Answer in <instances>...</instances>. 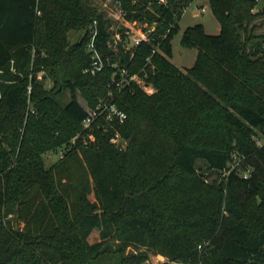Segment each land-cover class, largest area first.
<instances>
[{
  "label": "trees",
  "instance_id": "1",
  "mask_svg": "<svg viewBox=\"0 0 264 264\" xmlns=\"http://www.w3.org/2000/svg\"><path fill=\"white\" fill-rule=\"evenodd\" d=\"M118 1L127 20L156 28L150 42L115 54L88 0H0V264H147L150 252L167 259L159 264H264V35L254 25L264 10L209 0L221 33L186 29L181 43L198 55L183 72L171 41L194 0ZM95 21L96 45L117 67L92 75ZM124 68L146 73L155 92L116 87ZM110 91L127 115L123 150L111 133L82 127L78 92L93 109ZM205 169L226 178L209 184Z\"/></svg>",
  "mask_w": 264,
  "mask_h": 264
},
{
  "label": "rangeland",
  "instance_id": "2",
  "mask_svg": "<svg viewBox=\"0 0 264 264\" xmlns=\"http://www.w3.org/2000/svg\"><path fill=\"white\" fill-rule=\"evenodd\" d=\"M88 4L92 8H94L98 14L102 15L104 21L107 22L108 30L110 33L109 44L115 54H118L120 52V47L125 50H131L133 48V43L131 41L133 37L140 36L141 34H144L149 30H151V33L149 34H152L155 31L156 26L154 24L152 26H149L148 24L140 23L137 20H127L126 12L121 9L118 0H88ZM159 4H170V2L168 0H159ZM184 6L185 7L182 8L181 12H179L180 14L178 18V26L171 41L172 57L170 59L171 62L183 72L194 66L198 55V49L196 47H186L181 43L186 29L195 25H203L205 32L208 35H219L221 33V25L212 11L209 0H194L189 5L186 6V4H184ZM203 9L205 10L202 11ZM255 10H264V1L258 2V6ZM254 25L256 26L255 33L257 35H264V14L259 16L255 20ZM92 28L93 26L90 27V29ZM83 34V30L70 31L68 33L69 44L73 45L76 42H79L83 37ZM117 34H120L125 41L130 40V42L127 43L124 41L126 44H124V42L116 44L115 36ZM38 78L40 81H43V73L38 74ZM2 81L3 80L0 78V84L2 83ZM44 82L46 84V87H48L49 89L53 85V82L49 78ZM148 88V90H150V94H153L155 92L152 87ZM77 97L80 104L86 109V111L92 109L88 106L87 102L79 92L77 94ZM57 98L62 102V104H67L70 101L69 90L62 91V93ZM58 159V155L54 153H48V155L45 157L46 165H52L54 162L58 161ZM245 172H247V170ZM204 174L205 176L203 175V173H201L205 181L209 184H213L216 182H220V177L222 179L226 178L227 171H224L219 175L205 169ZM98 241L99 233L97 231H94L89 238V243L94 244ZM131 250L134 254L136 253L134 249L128 248L127 254H130ZM165 261H167V259L163 255L150 252V259L148 260V262L159 264ZM106 263L117 264L116 257L114 256L107 259Z\"/></svg>",
  "mask_w": 264,
  "mask_h": 264
},
{
  "label": "built area",
  "instance_id": "3",
  "mask_svg": "<svg viewBox=\"0 0 264 264\" xmlns=\"http://www.w3.org/2000/svg\"><path fill=\"white\" fill-rule=\"evenodd\" d=\"M264 0H256V2H261ZM203 9L202 11H204ZM94 27L89 31L91 38L90 41L87 44L86 51L91 56V63L89 67L86 68L85 73H90L92 75H95L103 70L106 69L107 66H115L117 67L116 63H113L110 58H104L98 49L96 45V39L98 36V30L96 28L97 21L94 22ZM151 30L147 31L144 34H141L140 36L133 37L132 43L133 48L139 46L142 42H150V34ZM130 39V38H129ZM125 40L123 37H121L120 34H117L115 36V43L120 44L121 42H124ZM125 42L129 43L130 40H126ZM124 42V44H126ZM110 41H108V45L110 46ZM147 74L143 73L141 75L133 74L131 75L127 69H121L120 70V78H114V83L116 87L122 88L125 85H129L131 83H135L140 88L145 90L147 93H149L150 90H148V87H151L147 85L146 83ZM29 93H31V87H29ZM150 94V93H149ZM127 120V115L124 111H122L119 106L114 103L113 101V93L112 91L109 92L107 99L101 100L98 105L93 108L89 109L87 111V117L84 119L82 123V127L86 131H92L95 127H99L103 130L104 133L108 134L111 133L110 143L113 144L116 148L123 150L127 147L128 141L122 136L121 132L119 131L118 127L125 124ZM79 136L75 137L72 140V144L74 145L77 138ZM72 146L68 148H63L58 152L59 158H63L65 156V153L70 149ZM237 165H232L231 169L234 170ZM251 169L249 168L247 172L243 174L244 178H248L250 176ZM249 174V175H248ZM147 264H153L152 262H148Z\"/></svg>",
  "mask_w": 264,
  "mask_h": 264
},
{
  "label": "water",
  "instance_id": "4",
  "mask_svg": "<svg viewBox=\"0 0 264 264\" xmlns=\"http://www.w3.org/2000/svg\"><path fill=\"white\" fill-rule=\"evenodd\" d=\"M130 254H134L132 250L130 251Z\"/></svg>",
  "mask_w": 264,
  "mask_h": 264
}]
</instances>
